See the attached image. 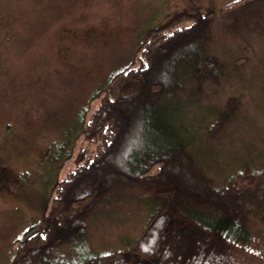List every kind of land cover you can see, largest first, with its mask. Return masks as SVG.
<instances>
[{"label": "rangeland", "instance_id": "rangeland-1", "mask_svg": "<svg viewBox=\"0 0 264 264\" xmlns=\"http://www.w3.org/2000/svg\"><path fill=\"white\" fill-rule=\"evenodd\" d=\"M233 1L0 0V264L11 263L12 246L28 229L45 226L52 187L73 166L79 127L97 104L92 95L130 63L143 31L183 9L214 13L199 56L221 68L199 91L183 69L184 90L166 102L169 123L218 186L264 168V0L220 11ZM152 206L144 186L114 184L86 217L84 233L52 251L50 264L128 248ZM245 224L248 251L229 254L234 264H264V220Z\"/></svg>", "mask_w": 264, "mask_h": 264}, {"label": "trees", "instance_id": "trees-1", "mask_svg": "<svg viewBox=\"0 0 264 264\" xmlns=\"http://www.w3.org/2000/svg\"><path fill=\"white\" fill-rule=\"evenodd\" d=\"M253 1L236 0L220 11ZM213 17L183 9L142 32L130 63L111 72L107 87L90 98L97 104L79 127L73 166L52 187L45 226L38 224L15 241L10 264H50L49 254L84 233L86 217L116 183L145 187L154 203L151 219L128 248L80 264H234L229 253L248 251L253 237L246 220H264V168L216 185L169 123L166 107L184 90L178 86L183 69L197 91L204 80H215L221 65L199 56ZM188 20L189 26L182 25ZM227 113L220 112L216 127Z\"/></svg>", "mask_w": 264, "mask_h": 264}]
</instances>
